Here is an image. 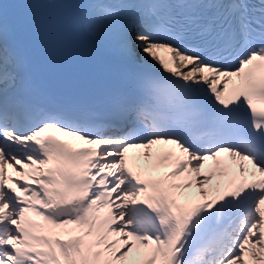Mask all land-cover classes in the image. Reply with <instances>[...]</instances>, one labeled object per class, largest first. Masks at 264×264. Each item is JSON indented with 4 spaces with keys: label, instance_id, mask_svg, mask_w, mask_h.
Masks as SVG:
<instances>
[{
    "label": "snow or ice",
    "instance_id": "obj_1",
    "mask_svg": "<svg viewBox=\"0 0 264 264\" xmlns=\"http://www.w3.org/2000/svg\"><path fill=\"white\" fill-rule=\"evenodd\" d=\"M126 66L30 70L0 2V264H264V0H44Z\"/></svg>",
    "mask_w": 264,
    "mask_h": 264
}]
</instances>
